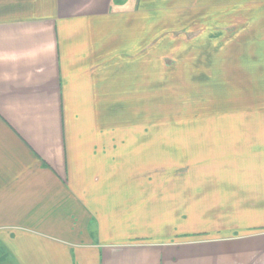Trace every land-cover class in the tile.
Instances as JSON below:
<instances>
[{
	"label": "crops",
	"instance_id": "1",
	"mask_svg": "<svg viewBox=\"0 0 264 264\" xmlns=\"http://www.w3.org/2000/svg\"><path fill=\"white\" fill-rule=\"evenodd\" d=\"M128 2L0 0V264H264V155L155 194L156 62ZM197 203L228 205L226 239L160 228L157 205Z\"/></svg>",
	"mask_w": 264,
	"mask_h": 264
},
{
	"label": "rangeland",
	"instance_id": "2",
	"mask_svg": "<svg viewBox=\"0 0 264 264\" xmlns=\"http://www.w3.org/2000/svg\"><path fill=\"white\" fill-rule=\"evenodd\" d=\"M128 1L138 8L141 59L156 62L155 124L140 125L157 134L155 194L176 178L227 181L235 174L243 181L264 155L258 137L264 132V0ZM193 142L197 151L187 146ZM156 211L160 228L184 224L189 233L180 236L227 238V204H164Z\"/></svg>",
	"mask_w": 264,
	"mask_h": 264
}]
</instances>
